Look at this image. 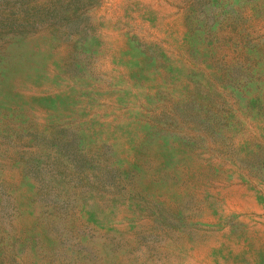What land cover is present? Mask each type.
Returning <instances> with one entry per match:
<instances>
[{"label": "rangeland", "instance_id": "374dc122", "mask_svg": "<svg viewBox=\"0 0 264 264\" xmlns=\"http://www.w3.org/2000/svg\"><path fill=\"white\" fill-rule=\"evenodd\" d=\"M0 264H264V0H0Z\"/></svg>", "mask_w": 264, "mask_h": 264}]
</instances>
